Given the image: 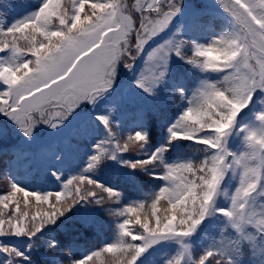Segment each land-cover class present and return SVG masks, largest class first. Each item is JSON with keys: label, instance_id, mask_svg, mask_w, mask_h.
<instances>
[{"label": "snow or ice", "instance_id": "obj_1", "mask_svg": "<svg viewBox=\"0 0 264 264\" xmlns=\"http://www.w3.org/2000/svg\"><path fill=\"white\" fill-rule=\"evenodd\" d=\"M85 3L86 0H73V14L66 18L60 10L59 0H44L33 17L6 29L7 33L13 34L31 29L32 40L38 43V47L34 43L30 49L35 56L34 61L20 62L15 52L9 60L0 61V81L5 85L0 89V113L16 121L26 134L30 135L33 126L40 121L56 127L80 101L94 99L110 85L117 59L124 53L132 55L128 41L129 31L133 30L131 17L120 13L121 6L117 3H92L91 15H85L82 19L81 10ZM219 3L233 17V31L207 45H195L193 56L187 59L205 69L225 70L226 75L219 86L205 83L193 95L186 111L168 128L170 139L193 140L209 146L215 152L198 165L191 161L163 164V149H157L147 159L131 162L130 166L134 168L159 162L164 168L161 178L168 183L152 198L154 220L149 217L142 220L139 215L135 216L140 231L133 232L129 225L133 222L132 214L137 213V207H143V203L137 202L136 206L127 207L129 216L119 225L122 230L119 244L106 245L108 252L119 248L117 264H135L141 253L158 240L191 234L208 214L209 204L216 196L228 169L239 170V186L231 196L230 207L218 211L240 232L251 225L264 233V207L260 208V219L257 220L252 203V194L264 179V129L248 133V150L245 152L229 153L223 143L227 130L232 127L238 112L250 101L255 90H264V0H219ZM98 9L107 11L98 13ZM137 11L140 13V23L135 29V48L140 50L146 41L167 27L171 18L180 11V4L178 0H151L146 8L140 5ZM153 14L156 19L152 18ZM53 18L59 20L62 30H48ZM3 31L0 30V33ZM37 33L43 35L44 40L37 41ZM3 47L7 48L8 45L3 44ZM173 51L180 55V44L173 47L171 42L166 41L150 54L149 60L155 57L161 65L166 66L169 53ZM212 53L216 55L212 56ZM197 57L203 59L198 60ZM127 66L131 67V64ZM164 74V67L149 65L147 74L137 83L147 91L150 90L147 85L154 84ZM142 82H147V85ZM259 118L264 120V113ZM100 119L107 126V118ZM208 131L214 135H201ZM109 133L110 137L115 136L110 128ZM146 139V133L136 131L127 136L123 145L118 139H110L107 144H111L114 151L125 152L129 150V142L143 147ZM103 144L96 145L98 152L90 157L88 168L94 167L109 151ZM63 187L65 192L57 191L53 194L29 192L12 184L13 192L0 196V235L26 233L32 236L63 215L78 200L94 198L97 203H103L104 196L92 189H99L109 198L119 197L115 190L82 174L68 179ZM15 192H23V207L19 200H13L15 207L4 212V209L9 208L8 201ZM53 195L55 202L51 199ZM31 196L36 198L37 208L30 213ZM165 197L169 205L168 214L161 216L158 214L157 203ZM45 204L47 209L41 210ZM124 211L120 214L123 215ZM4 216L7 219L2 218ZM124 237H131V241ZM0 251L10 258L23 256L22 252L8 246H0ZM217 251L220 258L215 264H220L224 258L223 249L207 251L197 264H205ZM99 255L93 252L74 264H90ZM181 258L178 257L175 264H180ZM5 264H12V260L5 261ZM225 264H230V260L225 261Z\"/></svg>", "mask_w": 264, "mask_h": 264}, {"label": "trees", "instance_id": "obj_2", "mask_svg": "<svg viewBox=\"0 0 264 264\" xmlns=\"http://www.w3.org/2000/svg\"><path fill=\"white\" fill-rule=\"evenodd\" d=\"M43 2L44 0H0V30H4L0 33V42L8 45L1 61L9 60L14 52L20 62L35 60L28 44V40H32L31 29L14 34L7 33L6 29L19 21L33 17ZM92 3L112 4V0H86L85 7L81 10L82 19L85 15H91ZM59 6L66 18L72 16L73 0H59ZM102 11L103 9L97 10L98 13ZM199 15L171 35L169 42L173 47L179 43L181 54L171 52L174 60L167 63L163 78L151 87L150 95H139L127 100L120 93L102 103L89 118L72 128L68 135L60 140L40 145L35 150L24 148L14 142L0 148V196L13 192L12 184L23 187L29 192L53 194L57 191L65 192L64 183L71 177L81 174L119 193L118 199H115L109 198L99 189H93L98 195L104 196L103 203H97L94 198L78 200L60 221L53 226H44L35 235L1 237L0 246L18 250L23 256L10 258L0 251V264H5V261L10 259L12 264H74L75 261L84 259L93 252H98L100 255L94 257L91 262L117 264L119 248L108 252L106 245L119 244L122 233L119 225L129 216L126 212L127 207L142 202L143 207H137V212L146 210L154 220L152 198L168 183L161 178L164 168L159 162L143 168L131 167V162L147 159L157 149H163L162 160L163 164L167 165L189 161L198 165L214 154V149L193 140L170 139L168 132V128L186 111L193 95L205 83L219 86L226 75L225 70L205 69L187 59L193 56L195 45H207L234 29L233 20L230 18L213 14L211 11L206 13L204 11ZM48 30H62L59 20L53 18ZM35 35L37 41L44 40L43 35L38 33ZM55 39L54 37L53 40ZM44 42L47 43L46 40ZM34 43L33 41V45ZM35 46L38 47V43H35ZM197 59L203 58L197 57ZM4 87L1 82L0 89ZM259 96L256 106L254 103L252 106H255V120L262 123L264 120L259 116L264 113V100ZM261 97L264 98L262 92ZM100 117L107 118V126ZM247 117L251 118V115ZM152 124L155 125L156 131L150 136ZM109 128L115 133L114 137H110ZM238 129L235 131L234 142L238 144L234 149L235 154L248 150L246 137L250 131H253V129H245L238 132ZM136 131L146 133L147 139L143 147L129 142L135 145L133 149L125 152L116 151L113 156L115 151L107 141L118 139L121 145L125 144L127 136ZM205 134L214 135L211 131L201 133V135ZM97 144H103L109 151L94 167L88 168L90 157L98 152ZM229 174L233 177L231 180L233 184L227 190L226 200L215 204L217 210L230 207L231 196L239 186V170L231 169ZM184 175L188 174L184 173ZM258 187H261L257 189L258 196L252 200L257 220L260 219V208L264 207V179ZM15 193H20L24 197L23 192ZM51 199L55 202L54 195ZM29 200L36 203L34 196ZM161 206L169 208L166 197L157 203L158 214ZM122 210H125L123 215L120 214ZM177 211L179 212V209ZM135 216L136 213L132 214L133 222L129 225L133 232L140 231V227L135 223ZM245 236L250 238L245 239ZM124 239L131 241V237ZM132 242L143 243V241ZM191 244L190 250L195 263L188 264H197L207 251L213 249L224 250V258L221 259L220 264H225L228 260L230 264H264V233L257 231L251 225L240 232L219 211L203 225L199 236L192 239ZM151 249L142 254L139 264H169L170 261L175 264V260L182 257V249L178 244H162ZM219 258L217 251L214 260H207L205 264H215Z\"/></svg>", "mask_w": 264, "mask_h": 264}, {"label": "rangeland", "instance_id": "obj_3", "mask_svg": "<svg viewBox=\"0 0 264 264\" xmlns=\"http://www.w3.org/2000/svg\"><path fill=\"white\" fill-rule=\"evenodd\" d=\"M151 2V0H112V3H117L121 7L119 9V12L122 13L126 17H131V21L133 24V30L129 31L128 34V41H129V49L132 53L131 56L127 55V53L122 54V56L117 59L115 62V67L113 70V74L111 76V83L108 87L113 86V88L108 89L107 91H101V93L97 96H95L94 99L92 100H82L80 101L69 113H74V114H79L75 117L71 116H66L64 117L59 124H57L56 127L50 126L48 123H44L43 121H40L36 123L31 131V134H26L20 125L14 121L11 117L7 116L4 114V118L0 117V148L4 147L7 145L9 140L11 141H19V144L26 146H37L40 143L44 142H49L52 139L56 137H61L62 135H66L67 132L65 133L64 130L68 129L71 126H74L76 124L80 123L79 118H83L84 116H89L91 112L97 108L102 102L105 100H108L109 98H113L116 96L118 93L124 94V98L127 100L134 99V97H138L139 95H150L151 93V87L155 84H150L147 85V82H142L146 84L150 90H145L144 86H141V84H138L137 81L141 80L142 76H145L147 74V69L149 65H155L157 68L159 67H165L164 65H161L158 59L153 57V59L150 61L149 56L150 54L157 49L160 45L164 44L167 40V38H170L172 33L174 32L176 25L179 26L186 18L190 16V14L199 8L202 5H211L213 7L217 8H223L222 5L219 3V0H178V3L180 4V11L174 15L170 22L168 23L167 27L164 28L162 31L154 35L152 38H150L148 41L145 42L143 47L140 50H137L135 48L136 45V31L139 27L140 23V13L137 11V8L140 5H143L145 8L147 7V3ZM103 11H107V9H103ZM145 15H147V12H145ZM153 19H156V17L153 14ZM24 43V42H23ZM28 44L30 45L29 50L33 47V41L28 40ZM3 44L0 45V52H3L7 48H4ZM171 61L170 57L168 56V62ZM131 64V67H128L127 65ZM259 69H257L258 71ZM136 71L138 75L133 74L132 72ZM1 82V81H0ZM131 82L133 84H131ZM261 92H264V90L261 89H256L255 92L253 93L250 101L243 107L237 114L234 123L232 127L227 130V134L223 138V143L224 147L229 153H234V149L238 147V144L235 143L236 141L235 138V131L238 129L237 127H243L242 124H245L246 129H253V130H258L260 128L264 129V121L262 123H258L255 119L256 118L254 113H251L249 109H252L255 111V106H252V102L255 100V98L263 99L261 97ZM119 95V94H118ZM132 97V98H131ZM82 108V111H80ZM85 112V115H83ZM251 114V117H247ZM244 117H247L245 119ZM240 118H243L240 120ZM247 120V121H246ZM248 122V123H247ZM152 123V122H151ZM242 123V124H241ZM151 135L153 136L156 127L154 124L151 125ZM238 132L240 131V128L237 130ZM245 133V132H244ZM64 135V136H65ZM63 136V137H64ZM135 147L134 144H129L128 143V148L129 150L133 149ZM229 162L231 161V157L228 158ZM231 169H228L221 180L220 185L218 186L217 194L213 198V200L209 204V210L208 214L201 220V222L196 226L194 231L189 234L188 236L185 237H176V236H168L167 238L158 240L157 242L149 245L146 250L141 253V255L137 258L135 264H139V260L142 256V254L146 253L148 250L151 248H156L159 245L162 244H170V245H175L178 244L181 249H182V258L180 264H188V263H195L194 256L192 254V251L190 250V247L192 246L191 241L192 239L196 238L198 233H200V229L203 227L204 224H206L207 221L211 219V217L218 211L215 208V204L218 202H224L227 197V190L233 184L231 180L233 177L229 174V171ZM230 179V181H229ZM84 187H89L88 185H84ZM261 187H257V189H260ZM252 194L253 199H255L258 196V190ZM93 190V189H92ZM13 200H19L21 203V207H23V200L24 197L20 193H14V196L11 198V200L8 201L9 203V208L4 209V212H8L10 209L15 207V204L13 203ZM54 202V201H53ZM77 203V202H76ZM76 203H74L66 212L71 210ZM31 207L29 208V212H33L37 208V203L30 202ZM47 205L45 204L41 210H46ZM168 209L164 206H161V210L159 215H167L168 214ZM64 212L63 215L58 216L54 222H51L47 225L53 226L55 225L58 221H60L63 216L66 214ZM136 215H139L141 219L145 217H149L148 211L143 210L141 212H137ZM225 216V215H224ZM4 219H7L6 216L2 217ZM256 219V217H255ZM24 223H27V221H24ZM139 227L140 225L137 224ZM7 227V225H5ZM25 234H4L0 235L1 237H23ZM185 248H187V251L185 252ZM152 250V249H151ZM130 259V257H129ZM209 261L214 260V256L208 258ZM70 264V263H68ZM90 264H98L95 262H90Z\"/></svg>", "mask_w": 264, "mask_h": 264}]
</instances>
